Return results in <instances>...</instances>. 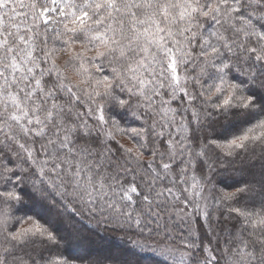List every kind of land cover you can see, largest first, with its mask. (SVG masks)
Returning a JSON list of instances; mask_svg holds the SVG:
<instances>
[{"label":"snow or ice","instance_id":"6c2138e0","mask_svg":"<svg viewBox=\"0 0 264 264\" xmlns=\"http://www.w3.org/2000/svg\"><path fill=\"white\" fill-rule=\"evenodd\" d=\"M83 219L264 264V0H0V264H84Z\"/></svg>","mask_w":264,"mask_h":264},{"label":"trees","instance_id":"16d2710c","mask_svg":"<svg viewBox=\"0 0 264 264\" xmlns=\"http://www.w3.org/2000/svg\"><path fill=\"white\" fill-rule=\"evenodd\" d=\"M67 56L61 55L58 59L59 64H63ZM66 75L75 80L71 70H66ZM127 143V141H125ZM38 213L42 218L53 219L47 213V210L39 206L29 209ZM55 226L61 232H65L62 224L56 223ZM77 227L83 235L89 236L88 243H81L78 239H72L65 247L64 251L72 256L82 259L84 264H90L92 261H104L106 258H117L127 261L128 264H154V258L147 254H137L128 243L127 239H121L123 233L119 230L97 226L94 221L83 219L77 223Z\"/></svg>","mask_w":264,"mask_h":264}]
</instances>
